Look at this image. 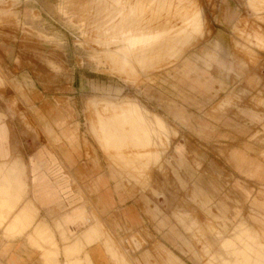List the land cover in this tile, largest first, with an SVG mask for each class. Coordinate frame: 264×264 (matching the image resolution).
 Listing matches in <instances>:
<instances>
[{
    "label": "rangeland",
    "instance_id": "obj_1",
    "mask_svg": "<svg viewBox=\"0 0 264 264\" xmlns=\"http://www.w3.org/2000/svg\"><path fill=\"white\" fill-rule=\"evenodd\" d=\"M254 5L257 15L247 0H0V130L5 144L18 152L16 159L10 154V160H24L25 147H54L61 129L56 117L69 114L74 122H68L67 129L81 138L91 152L88 158L116 166L115 172L134 190L166 198L163 183L171 176L168 164L174 165L177 184L170 189L176 195L171 194L176 210L184 209L179 195L191 188V231L199 225V200L221 194L228 200L240 214L233 219L228 209L229 227L222 234L216 231L224 220L207 217L202 240L207 237L209 242L208 264L230 257L222 243L242 224L254 232L241 234L240 241L254 244L256 258L264 264V223L249 204L253 195L264 199V187L254 177L246 176L255 185L238 183L242 176L231 161L233 149L250 146V155L264 164V6ZM186 57L212 82V95L192 91L190 83L172 78ZM123 103H137L145 114L161 117L165 122L158 121L159 138H143L141 143L110 137L116 131L140 128L122 114L140 113L141 108L121 112ZM39 111L47 118L42 119ZM185 112L193 120L183 122L178 115ZM225 116L228 120L221 121ZM207 127L211 131L200 132ZM177 148L186 162L179 164ZM7 166L0 163V168ZM15 172H0V180L5 179L0 183L18 178ZM201 177L211 184H199ZM0 219L1 226L5 220ZM88 220L97 219L86 215L77 224L87 225ZM177 221L183 225L187 219L181 215ZM193 236L201 241L200 235ZM134 244L130 253L139 250L140 244Z\"/></svg>",
    "mask_w": 264,
    "mask_h": 264
},
{
    "label": "crops",
    "instance_id": "obj_2",
    "mask_svg": "<svg viewBox=\"0 0 264 264\" xmlns=\"http://www.w3.org/2000/svg\"><path fill=\"white\" fill-rule=\"evenodd\" d=\"M254 3L264 6V0H247L257 15L259 8L256 9ZM224 8H227L225 4ZM229 16L226 11L225 21L231 20ZM234 30L239 31L238 27ZM174 72L176 75L172 78L177 77L182 84L190 83V90L201 89L204 92L202 95H212V82L200 73L199 66L191 57L183 58ZM172 87L175 89V86ZM124 104L126 107H123ZM141 106L137 103H123L121 112L128 109L139 111L141 108L137 114H122L129 121L139 123L140 128L116 131L110 137L136 138L141 139V143L143 137L159 138L161 131L158 121L162 118L152 113L145 114ZM243 111L252 113L244 108ZM39 114L42 119L47 118L41 111ZM178 116L183 122L193 120L191 116L189 119L186 112ZM227 117L221 121H227ZM69 118V114L57 115L55 121L57 126H61L58 130L60 140L54 147H25L22 152L25 154L24 160L21 162L10 160L9 155L15 154L13 159H16L18 152L12 151V147L5 144L6 135L0 130V163L8 165V170L4 167L0 168V172L7 175L17 171L19 175L18 178L10 179L9 183H0V218L5 220L0 226V264H208L206 256L209 242L207 237L205 241L202 240L207 233V217L213 216L222 222L224 220L216 231L222 234L227 233L225 229L229 227L226 224V219L229 220L228 209L233 219L240 214L235 213V208L229 205L228 200L223 199L222 194L216 195L214 200L208 196L199 200V227L191 231V188L190 193L179 195L184 209L176 210V195L174 189H170L177 184L174 165L168 164L167 170L171 176L163 183L167 185L165 189H168L166 198H155L150 192L134 190L127 180L115 172L118 169L116 166L113 167L105 160L97 161L92 156L88 158L91 152L86 151L81 138L74 132L70 134L67 129V123L74 122ZM194 120L204 121L199 118ZM145 123L147 126L143 127ZM46 128L49 134H53L50 126ZM220 129L217 126L215 130ZM205 130L211 131V127L200 129V132ZM239 130L244 131L242 128ZM168 132L167 127L163 134L167 136ZM241 149H233L231 152L233 166L242 176L237 177L238 183L255 185V182L248 179L254 177L259 180L258 185L264 187V164L250 155V146L246 150ZM176 151L180 152L179 164L186 162L182 161L180 155L183 152L179 148ZM20 170H24V173L20 174ZM185 172L190 176L192 171L188 169ZM199 180L201 185L211 184L210 179L208 182L202 177ZM192 184L190 182L189 186ZM215 185H218L217 181ZM253 196L249 198V204L257 209L258 221L264 223V199ZM20 198L22 200L18 204ZM201 207H204L203 210ZM86 215L97 220H88L87 225L77 224L85 220ZM181 215L187 219L183 225L177 221ZM68 221L75 225L67 228L64 223ZM250 231L253 230L242 224L235 230L234 237L225 238L222 248L230 257L217 264H261L256 258L255 245L251 244L250 247L247 242L242 243L239 239L241 234ZM193 233L200 235V242L194 240ZM133 237L141 248L130 253L129 248L135 245L131 242ZM63 238L67 241H63Z\"/></svg>",
    "mask_w": 264,
    "mask_h": 264
},
{
    "label": "bare ground",
    "instance_id": "obj_3",
    "mask_svg": "<svg viewBox=\"0 0 264 264\" xmlns=\"http://www.w3.org/2000/svg\"><path fill=\"white\" fill-rule=\"evenodd\" d=\"M164 2V1H163ZM162 2V3H163ZM257 4V3H256ZM167 5V4H166ZM254 5V4H253ZM150 15V14H149ZM99 16V15H98ZM105 16V15H104ZM186 16V15H185ZM187 16H188V14H187ZM100 17V16H99ZM109 18V17H108ZM143 18V17H142ZM189 19V18H188ZM114 20V19H113ZM152 21H153V19H152ZM102 22H104V21H102ZM145 22V21H144ZM111 23V22H110ZM143 23V22H142ZM141 23V24H142ZM154 23V22H153ZM200 23V22H199ZM105 24V23H104ZM198 24V23H197ZM201 24V23H200ZM151 25V24H150ZM150 25H149V27H150ZM124 26V25H123ZM143 26V25H142ZM198 26V25H197ZM148 27V26H147ZM182 27V26H181ZM111 28V27H110ZM158 28V27H157ZM161 28V27H160ZM104 29V28H103ZM165 29V28H164ZM168 29V28H167ZM177 29V28H176ZM114 30V29H113ZM156 30V29H155ZM159 30V29H158ZM161 30V29H160ZM162 31V30H161ZM164 31H166V32H169V31H167V30H164ZM171 31V30H170ZM175 31V30H174ZM107 32V31H106ZM163 33V31L162 32H160V34H162ZM165 33V32H164ZM163 33V34H164ZM177 33H179V32H177ZM120 34V33H119ZM150 35H151V33H149ZM159 34V33H158ZM148 35V34H147ZM155 35H157L156 33H155ZM154 35V36H155ZM143 36H146L145 34L143 35ZM153 36V35H152ZM174 36V35H173ZM162 38V37H161ZM167 39V38H166ZM164 40V39H163ZM160 43V42H159ZM154 44V43H153ZM180 44V43H179ZM149 45H152V44H149ZM141 46V45H140ZM144 46V45H143ZM146 46V45H145ZM149 47V46H148ZM153 47V46H152ZM146 48V47H145ZM158 48V47H157ZM151 49V47L150 48H147V50L149 51ZM140 50V49H139ZM144 50V49H143ZM126 51V50H125ZM146 52V51H145ZM159 52V51H158ZM165 54V53H164ZM130 55V54H129ZM142 55V54H141ZM142 56H144V55H142ZM157 56V55H156ZM136 57V56H135ZM249 57V56H248ZM164 58V57H163ZM137 62V61H136ZM147 68V67H146ZM123 74V73H122ZM137 114V113H136ZM104 121V120H103ZM162 126V125H161ZM101 128V127H100ZM144 136V135H143ZM123 137V136H122ZM144 138V137H143ZM136 139V138H135ZM134 141V140H133ZM148 144V143H147ZM136 145V144H135ZM135 148V147H134ZM122 149V148H121ZM144 160V159H143ZM139 161V160H138ZM245 228V227H244ZM256 233V232H255ZM257 234V233H256ZM247 236V235H246ZM258 238V237H257ZM240 239V238H239ZM258 240H259V238H258ZM233 241V240H232ZM236 241H238V240H236ZM245 242V241H244ZM243 243V242H242ZM231 244V243H230ZM244 245V244H243ZM230 246V245H229ZM260 246V245H259ZM236 247V246H235ZM245 247V246H244ZM260 249H261V247H259ZM258 248V249H259ZM264 248V247H263ZM244 250V249H243ZM256 250V249H255ZM236 251V250H235ZM237 253V252H236ZM235 254V253H234ZM238 255V254H237ZM245 255H246V253H245ZM244 255V256H245ZM241 256V255H240ZM258 256V255H257ZM232 259V258H231ZM247 261V260H246ZM232 264V263H231Z\"/></svg>",
    "mask_w": 264,
    "mask_h": 264
}]
</instances>
